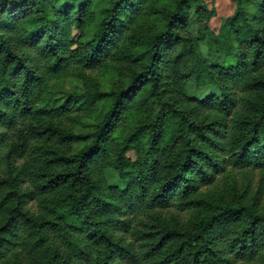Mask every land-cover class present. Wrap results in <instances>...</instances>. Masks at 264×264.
Masks as SVG:
<instances>
[{"label": "trees", "instance_id": "trees-1", "mask_svg": "<svg viewBox=\"0 0 264 264\" xmlns=\"http://www.w3.org/2000/svg\"><path fill=\"white\" fill-rule=\"evenodd\" d=\"M234 1L216 34L204 0H0V264H264V0Z\"/></svg>", "mask_w": 264, "mask_h": 264}, {"label": "rangeland", "instance_id": "rangeland-1", "mask_svg": "<svg viewBox=\"0 0 264 264\" xmlns=\"http://www.w3.org/2000/svg\"><path fill=\"white\" fill-rule=\"evenodd\" d=\"M208 9H213L215 11V15L210 19L209 21V28L214 31L216 34L219 33L220 27L223 23V21L231 16L236 8V2L234 0H204ZM191 91H196L195 89H192ZM210 90L206 91V94L208 95ZM191 108L196 109L197 107L191 106ZM128 155L135 160L136 159V153L133 150H130L128 152ZM264 179V173L260 174L257 173L253 190H252V196H257L258 192L261 191V198L260 202L264 204V184L262 187V181Z\"/></svg>", "mask_w": 264, "mask_h": 264}]
</instances>
